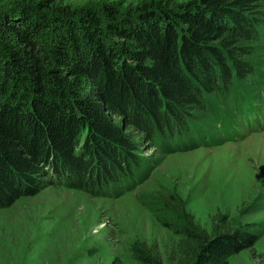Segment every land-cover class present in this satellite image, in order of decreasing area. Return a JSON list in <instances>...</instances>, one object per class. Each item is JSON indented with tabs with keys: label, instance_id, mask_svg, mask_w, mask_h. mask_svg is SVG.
Listing matches in <instances>:
<instances>
[{
	"label": "trees",
	"instance_id": "16d2710c",
	"mask_svg": "<svg viewBox=\"0 0 264 264\" xmlns=\"http://www.w3.org/2000/svg\"><path fill=\"white\" fill-rule=\"evenodd\" d=\"M8 1L0 4V202L32 193L39 177L98 194L130 190V127L181 151L196 139L191 127L201 137L191 147L209 146L225 112L264 109V0H150L126 11ZM155 201L141 203L178 240L167 256L132 242L137 264H227L262 235L220 211L206 231L175 193Z\"/></svg>",
	"mask_w": 264,
	"mask_h": 264
},
{
	"label": "rangeland",
	"instance_id": "374dc122",
	"mask_svg": "<svg viewBox=\"0 0 264 264\" xmlns=\"http://www.w3.org/2000/svg\"><path fill=\"white\" fill-rule=\"evenodd\" d=\"M148 1L62 0L72 8L112 5L121 11ZM157 1L167 7L187 0ZM6 3L0 0L1 5ZM234 109L236 117L229 119L225 112L219 128L211 130L217 134L212 145L191 147L201 144L191 127L190 135L196 139L187 138V149L181 151H164L151 134L144 136L130 127L135 147L128 157L136 164L129 168L135 174L130 190L124 184L98 194L90 187H53L39 177L32 193L20 191L21 197L1 200L0 264H137L130 253L134 241L167 256L178 237L163 228L141 201L155 205L157 198L169 193L183 200L186 212L206 231L216 211L240 224H254L256 233H262L258 241L229 257L227 264H264V110L253 118L240 106ZM164 115L171 120L166 111Z\"/></svg>",
	"mask_w": 264,
	"mask_h": 264
},
{
	"label": "bare ground",
	"instance_id": "6f19581e",
	"mask_svg": "<svg viewBox=\"0 0 264 264\" xmlns=\"http://www.w3.org/2000/svg\"><path fill=\"white\" fill-rule=\"evenodd\" d=\"M14 226V225H13ZM18 241V240H17ZM19 242V241H18ZM16 244V243H15ZM20 247V246H19ZM17 250V249H16ZM16 256V255H15Z\"/></svg>",
	"mask_w": 264,
	"mask_h": 264
}]
</instances>
